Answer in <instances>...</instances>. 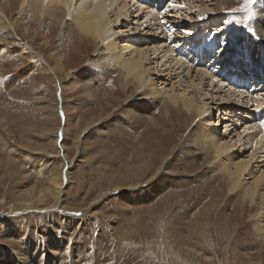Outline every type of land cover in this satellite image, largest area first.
I'll return each mask as SVG.
<instances>
[{"label": "rangeland", "instance_id": "rangeland-1", "mask_svg": "<svg viewBox=\"0 0 264 264\" xmlns=\"http://www.w3.org/2000/svg\"><path fill=\"white\" fill-rule=\"evenodd\" d=\"M122 1L124 2V0ZM145 1L143 0V2ZM223 1L227 2V0ZM125 2L127 3H124L127 5L126 9H128L125 10L126 14L124 13L121 23V26L124 27H114L111 34L114 33L113 36H115L118 32V35H122L124 32L123 34L126 36H142L149 39L152 37L153 40L158 39L156 41L163 40L165 36L167 43H162L164 48L160 49V52L157 48L161 44H156L154 50H150L153 48L151 45L146 51L151 59L148 58L146 63V67L152 70L149 72L150 82L156 84L160 78L162 85H159L161 83L158 85L161 91L164 89L163 92L170 93L172 89L177 98L190 100L193 96L197 103L199 101L202 118L196 121L206 125L205 127L208 126L212 131H216L222 142L230 143L228 145L231 147L232 154H240L245 160L254 157L251 170L253 172L257 170V175L261 176L264 173V154L259 151L261 146L258 145V148L255 144V148L258 149L257 152L254 150V153L252 151L254 146L240 145L243 144L244 136L242 135L240 138L239 133L243 131L245 136L252 134L264 121V83L254 86L249 94L245 92L230 93L226 71L231 69L230 66L238 67L240 61H242V67L246 68L245 65L249 63L248 59L254 49L252 46L257 44L260 47L257 48L264 50V30L259 29L261 21L258 18L262 11L258 14L256 12L257 10L264 12V0H258V3L253 6L254 15L247 22L244 21L247 13L243 11L234 13V10L222 9V3L218 0H164L163 6L161 5V8L158 7L156 10V13L161 17L159 21L163 22L161 37L150 28L153 27L154 22L153 25L149 21V23L143 22V19L138 16L143 14L142 11H145L143 8L140 12L139 8L148 7L146 6L148 1L140 6L131 0ZM149 2L154 5L153 0H149ZM232 3L240 5L241 8L243 0H233ZM173 4L177 7H172ZM180 5H184V7H180ZM23 8L27 9L28 7ZM230 8L232 7L230 6ZM19 9L20 7L16 6L13 16H19L22 13ZM28 10V13H31H27L32 21L31 33L29 34L27 31L26 34L22 30L16 29L18 34H16V39L20 41L18 43L20 46L27 45L32 49L34 44L33 52H35L32 57L38 69L29 72L28 75H23V71L31 61V58L25 55L15 54L11 61L0 62V163H2L0 164V177H3L0 178V264L1 262L2 264H11V261L12 264H46V258H51L53 264H264V242H259V238L255 237L256 221H260L259 218L264 220L261 217L264 215V207L261 210L259 201L253 205L254 212L246 213L244 217L233 214L230 209L229 213L225 212V214L228 213V216L224 215L226 219L231 218L227 222L228 220L223 221L221 217L223 211L219 214L216 210L210 214L212 217H209L208 223L205 224V221L198 220L195 208L190 211L195 203H198V200L204 196L203 185L193 191V185L199 184V182L191 183L192 185L183 188L178 193L180 198L176 196L175 202L171 201L163 205L161 209L155 207L156 205L148 208L130 207V191L112 194L110 192L106 195L101 193L102 190L110 189L119 182L129 186L127 166L130 161V158H127L129 153H133V158L137 157L139 153V158H142V149L146 148L144 152L149 156L150 150L159 147L160 143L161 150L164 149V151L159 152L158 160L167 159L165 163L171 161L172 164L176 162L171 166L173 171L169 173L172 175L176 173L178 176L186 175V172L181 169L182 165L186 164L185 158L183 154L178 157L180 154L178 147L185 139L190 138L191 130L197 122L191 121L189 127H183L178 120H175L173 124L170 121V127L165 125L157 129L152 128L149 136L148 133L136 135L133 130L124 134L126 126L119 127L121 132L117 130L118 128L114 129L115 132L113 129H109L107 116L115 112L116 109L121 113L127 101H135V97L141 96V93L137 92L136 95L127 97L126 89L121 86L116 77L110 78L107 82L106 78H100L98 74H95L101 73L100 70L93 71L94 65L98 64L99 54L103 53L100 41L87 37L78 38L77 35L64 37L61 34L62 26L55 27L48 24L42 29L33 16L32 10ZM111 13L109 16L114 14ZM201 16L205 18L200 19ZM113 17H109L110 22H113ZM24 27L26 28V25ZM218 28L222 31L223 38L228 41V44L222 54L213 56L217 40L220 37V32H217ZM138 29L141 30L138 31ZM170 29L174 30L171 37L168 35ZM11 30L15 31L13 25H8L5 29V31ZM40 30L43 32H41L42 36ZM136 30L139 34L136 33ZM210 33H216V36L213 37ZM3 37L0 32V44L5 43L1 41L4 39ZM195 41L201 46H204V43L211 45L210 56L204 63L201 60L199 65L197 64L204 79L202 83L196 77L195 73L197 72H194V68L187 75L188 67L194 63L195 59L190 56ZM38 42H45L46 46L48 44L50 46L48 45L46 50L39 52L35 46L39 44ZM177 47L178 54V51L183 52L177 56L179 60L181 58V63L183 61L182 69L176 66L172 68L167 60L162 63L163 61L161 62L159 59L161 56L159 53H164L167 49L176 50ZM221 47L225 46L221 45ZM155 50L158 59L154 57ZM254 52L256 53V51ZM162 57H166L165 54H162ZM220 58H225L226 60L223 59V61H226V64H220ZM154 59L163 64H159L157 74L152 69L151 63L155 61ZM60 61L65 63V71L68 73L56 71V77L53 79L54 77L48 69H54L57 65L56 62ZM166 66H169V69ZM179 69L182 71L180 72ZM72 72L76 75L80 74L81 78L86 79H82L86 82H82L79 85L80 90L75 92L68 88L69 74L73 75ZM88 72H91V75L95 74L96 80H100L99 83L92 82L93 79L88 75ZM165 73H168V77ZM85 87L91 90L98 88L96 97L94 96L93 99L87 97ZM229 93L233 100L228 103L225 96ZM260 97L262 101L257 104L256 99H260ZM151 99L155 98L151 97ZM56 102L60 108L56 107ZM250 104L251 106H249ZM118 112L116 111V113ZM254 113L258 114L257 120H254L252 116ZM115 115L113 113L110 116L114 117ZM117 115V118L124 122V116ZM83 131L87 133H81ZM8 132L12 135V141L10 137H7ZM146 135L149 137L147 140L145 139ZM128 136L136 138L132 144L128 142ZM83 139L85 143L81 142L80 153L78 151L80 144L78 143ZM164 142L166 145L163 144ZM130 147L134 150L133 152ZM243 147L245 148L243 149ZM165 148H168V151ZM252 152L256 155L254 156ZM258 152L259 154H257ZM171 153L172 155L168 158V154ZM192 153V151H188L189 155ZM144 158L146 161L141 171L149 167V158ZM212 165L215 164L208 161L207 167L211 168ZM9 169L10 172H8ZM54 170L69 172V181L64 188L66 193L61 198L62 204L53 203L50 200L51 196H46V201L43 203L36 202L32 198L33 195L38 189L47 188L50 185L49 177L55 172ZM203 170L204 167H192L190 173H199ZM51 171L53 172L51 173ZM16 173L19 175L17 176ZM243 179L248 185L252 181L248 177ZM28 188H33L28 201L34 202L36 208H27V210L17 213L22 210L21 205L24 202L20 192ZM261 190V193L264 194V187ZM122 198L124 199L121 201ZM205 200L206 203H211L209 197ZM4 201L12 207L3 206ZM222 201L223 197H220L219 203ZM203 204L202 201L198 207ZM222 205L225 204L222 203ZM247 205L250 206L249 201ZM77 212L83 215L79 217L70 215ZM2 214L5 215L2 216ZM130 218L132 220L135 218V221ZM233 223H237L235 228L227 232L228 225ZM50 225L56 226L59 230L63 226V232H65L63 233L65 236L63 245L57 244L56 238L58 237L55 236V232L50 231ZM200 227L203 228L202 231ZM56 241L57 243H55ZM200 244H203V252L199 250ZM56 246L63 250H55ZM26 252L28 254H25ZM16 255L19 257L17 258ZM20 259L23 263L19 261Z\"/></svg>", "mask_w": 264, "mask_h": 264}, {"label": "bare ground", "instance_id": "bare-ground-1", "mask_svg": "<svg viewBox=\"0 0 264 264\" xmlns=\"http://www.w3.org/2000/svg\"><path fill=\"white\" fill-rule=\"evenodd\" d=\"M125 1L126 0H124V2L122 0H100V2L97 3L96 0H67V2H65V0H0V29L4 30L3 32L0 30V32L4 36L3 37L4 39H2L1 41L5 42V43H3L4 45L0 44L1 45L0 46V62L2 63L3 61L4 62L11 61L15 54L20 55V56L25 55L27 57H30L31 61L28 64V67L23 71V75L24 74L28 75L29 72L31 73L34 70L38 69V66L36 65V63L32 57V54L35 52V51L33 52L34 44L32 43L33 44L32 49L27 45L26 46L25 45L20 46V44H18L20 41L18 39H16V34H17L16 29H19V31L22 30L25 33L27 31L29 34L31 33L32 21L28 16V14H31V13H28V11H29L28 9H31L33 16L35 17L38 25L42 29H43V27H46L48 24H50V26L53 25L55 27L62 26L61 34L64 37L69 36V35H72V36L77 35L78 38L87 37V38L93 39L95 41H100L102 44V52L103 53L99 54L98 64L94 65L93 71L98 72V70H100L101 73H95V74H98V76L100 78H103V79L106 78L107 82L109 81L110 78L116 77L119 80V82L121 83V86H123V88L126 89V91L128 93L127 97H131L132 95H136L135 93H137V92L141 93V96L135 97L136 98L135 101H133V100L127 101L126 106L124 109H122L121 113H120V110L116 109L115 112H113L114 114H116L114 117L110 116L113 113H110V115H109L110 117L107 116V118H106L108 121L107 126L109 129L114 130V129L118 128L117 130H119V127L121 128L122 126H126V130H124V134H128L131 130H133L134 134H136V135L142 134V133H144V134L148 133V136H149L152 128L157 129L158 127H162L165 125L170 127V123H169L170 121L173 124L175 122V120H178V121H180V123L183 127H189L191 121L193 122L199 118H202L201 117L202 115H200L201 110H200L199 101L197 103L196 100H194L193 96H191L190 100H184V98H177L176 96H174L172 89H171V91L169 90L170 93L163 92L164 89L161 91V88H159L160 87L159 85H162V83L159 80L160 78L156 81V84L153 83L154 84L153 85L150 82L151 78L149 77V72L152 70H150L151 68L148 69V67H146V63H147V60L149 58L148 57L149 55L146 52L147 49L149 48V46L153 45V48H151L150 50H154V48H155L154 46L156 44H161L160 46H158V48L156 47L157 50L159 49V52H160L164 48V45H162V43H167V39L165 40V36L163 35L164 39L160 40L161 41L160 42V41H156L158 39H155V40L151 39L152 37L149 39V38H144L142 36L141 37L126 36L123 34L124 32L123 33L121 32L122 33V35L120 34L121 36L118 35V32H117V34L115 33L116 34L115 36H113L114 33H113V35L111 34L112 29L114 27L120 28V26H121V23L123 21L122 19L124 18V13L126 12L125 10L128 9V8L126 9L127 3ZM132 1H134L137 5L139 4V6L142 3L144 4V3H146V1H148L146 3V6H148V7L139 8V11L142 10L143 8L145 9V11H142L143 14L138 15V16H140L143 19V22L144 21H146L147 23L152 22V25L154 22V25H153L154 28L152 26L150 28L154 31V33L156 32V34H159V35L162 34L161 26H162L163 22L159 21V18H161V17H160V14L156 13V10L158 7H159V9L161 8L162 2L164 0H153L155 6L152 3H150L149 0H146L145 2H143V0H131V2ZM218 1H221L222 9H226V10L231 9V10H234V13L237 12L238 9H240V7H239L240 5H235L232 3L233 0H227L226 3L223 0H218ZM124 3H126V4H124ZM16 6L20 7L19 10H20V13L21 12L22 13L19 14V16L15 17V16H13V12H15L14 10H15ZM128 6H130V5H128ZM230 6L232 8H230ZM23 7H26V8L28 7V8L24 9ZM136 8H137V6H136ZM17 10H18V7H17ZM261 11L263 12V10H260V11L257 10L256 12L258 14ZM111 12L114 13L113 15H111V16H114L113 22H110V20H109V17H111V16H109V13H111ZM127 22H128V20H127ZM134 22H136V21H134ZM125 23H126V21H125ZM8 25H13V29L15 27V31H13V30L5 31V29H7ZM24 25H26V28L24 27ZM143 26H145V25H143ZM121 27H124V26H121ZM129 28H128V30H129ZM143 28H145V27H143ZM134 29H135V27H134ZM141 29H138V31ZM142 30H144V29H142ZM138 31L136 33H138ZM41 32L42 31L40 30V35L43 33V32L42 33ZM59 36H61V35H59ZM166 36L168 37V35H166ZM160 37H161V35H160ZM210 41L212 42V39H210ZM6 42H8V43H6ZM33 42H35V41H33ZM213 43H214V41H213ZM204 44H205L204 46L203 45L201 46L200 43L195 41V43L193 45V49L191 51L192 53L190 55L191 57L195 58L194 63L189 65V67H188L189 69L187 71V75H188L190 73L189 71H191V69L194 68L195 69L194 72H197L195 74H196V77L200 80V83H202L204 79H203L202 74L199 72L200 70H199V68H197V66L199 65L201 60H203V63H204L206 58L210 56L209 50L211 49L210 48L211 45H208V43H204ZM35 46L39 52H42V50L44 51L47 49L45 42H40L39 44H37ZM252 47L254 48L252 53L250 54L252 56V58H251V56L249 57V59H248L249 63H247L245 65L246 68L242 67V65H243L241 63L242 61H240V63H238V65H239L238 67L230 66L231 69H228L226 71V74L228 75L227 76V83L231 89V91H229L230 93L235 92L237 94V92H245V93L249 94V92H247L245 89L235 88V86H233L230 83V79L232 77H234L237 80L238 77L241 78L244 74L247 75L246 78H249L248 81L251 83V85H253L252 88L254 86H258L259 83H262V82L264 83V50L263 49L260 50L259 49L260 47L257 44H256V46H252ZM257 47H259V48H257ZM177 49H178V47L176 48V50L174 49L175 52L177 51ZM174 50L173 49L172 50L167 49L164 51V53H159L161 55L159 57V59H161V62L163 61L162 63H165L167 60V62L170 63V66L172 68L176 66L177 68L182 69L181 67L183 66V64H182L183 61L181 63V58L179 60V58L177 56H180V54L183 52L178 51L179 54L177 52H176L177 53L176 54L174 52ZM254 51H256V53ZM152 52H154V51H152ZM56 53H57V51H56ZM156 53L157 52L155 50V54L153 53L154 57H157ZM162 54H165L166 57H162ZM59 57H57V58H59ZM201 57H203V59H201ZM151 58L153 59V57H151ZM157 59H158V57H157ZM157 59L156 60L154 59L155 61H152V63H151L153 65L152 69H154L156 71L155 74H157L159 64H162ZM223 59H225V58H220V61H219L220 64L221 63L226 64V61H223ZM217 62H218V60H217ZM56 64L57 65L54 69H52V68L48 69L49 72H51L52 77H54L53 79H55L57 72L65 71V67H66L65 63H63L61 61L58 63L56 62ZM180 69H179V71H180ZM65 72L68 73V71H65ZM164 72H165V70H164ZM69 73H71V72H69ZM153 73H154V71H153ZM95 74L91 75V72H88V75L93 79L92 82L96 81L99 83L100 80H98V81L96 80ZM167 74H166V76H167ZM82 79L86 80L85 78H81L80 74L79 75H76L75 73H73V75L69 74V87L68 86L67 87L70 88L71 90H73L74 92L77 91L79 89V85H81V83L84 82ZM258 79H260V80L262 79L261 82ZM15 80H17V79H15ZM152 81H153V79H152ZM153 82H155V81H153ZM181 82H182V80H181ZM158 83H161V84L158 85ZM85 86H87V84H85ZM195 86H197V85H195ZM83 88H84V85H83ZM97 89L91 90L88 87H85V93L86 94L84 92L83 93L87 97L89 96L91 99H93L94 96L96 97V94L98 91ZM186 92H187V90H186ZM230 93L225 96V98H227V99H225L227 102L233 100L232 97L230 96L231 95ZM154 96H156V97H154ZM151 97L155 98V99H151ZM222 101H224V100H222ZM261 101H262L261 97H260V99H256L257 104L260 103ZM59 102H61V101L59 100ZM249 106H251V104ZM56 107H58L57 102H56ZM257 107H260V106H257ZM58 108H60V107H58ZM59 111H60V109H59ZM116 111H119V112L116 113ZM57 112H58V110H57ZM117 114H122L121 116H124V122H123V120H119V118H117L118 117ZM63 115H64V113H63ZM257 115L258 114H256V113H254V115H252L254 120L255 119L257 120ZM2 117L4 118V116H2ZM200 121H201V119H200ZM196 122H197L196 125L192 128L191 133L189 135L190 138L185 139L184 142L182 143V145H180L178 147V149H179L178 152L180 153V154H178V157L181 154H183L184 158H185L186 164L182 165L181 169L186 172V175L178 176V175H176V173H174L173 175L169 173L170 171H173V168H171V166H173V164H175L176 162L172 164L171 161H168L167 163H165L167 159H165L164 161L158 160L157 156L159 155V152L164 151V149L161 150V143H160L159 147H154L153 149L150 150L149 156L146 155L144 152V150L146 148L142 149L143 150L142 158H139V156H138L139 153L137 154V157H135V158H133V153L132 154L129 153V155L127 157V158H130V161L127 163L129 186H126L122 182H119V183H117V185L113 186L110 189L102 190L101 193L103 192V194L105 193V195H106L110 192L112 194V193H116V192H120V193L121 192L122 193L127 192L128 193V191H130L131 192V197H130L131 201L129 202L131 205L130 207H132V208H136V207L148 208V207L156 205L155 207H159L161 209V207L163 205H165L171 201H174V199H176V196H178V193L183 188H185L188 185L194 184V182H199V184L195 183V185H193L194 186L193 191L198 190L199 189L198 187L200 185H203V187L205 188V190L203 191L204 196L198 200V203L197 202L195 203V206L190 211H192L195 208L194 211L197 213L198 220L201 219V222L205 221V224L208 221L210 214L213 213V211L215 212L216 210H217V212H219V214L221 211H223V214L221 215V217L223 218V221L228 220L227 222H229V220H231V218L226 219V218H224V215L228 216L230 209H231L230 212H233V214L239 215L240 217L241 216L244 217L246 215V213H253L254 212L253 205L257 201H259L261 204V210H262V208L264 207V194L261 193V191H262L261 189H262V187H264V173L261 176H258L257 170L254 172L251 170V163H254V161H253L254 157H252V158L250 157L251 159L248 158L249 160H247V158H246V160H245V158H242V156L240 154H236V153L232 154L230 151L231 147L228 145L230 143L222 142V140L218 138L216 131H212L210 128H208V126L205 127L206 125L204 126V125L200 124V122L198 123V121H196ZM226 128H228V127H226ZM177 131L179 132L181 130H177ZM85 132L86 131H83L81 133L85 134ZM114 132H115V130H114ZM239 134L241 135V136H239L240 138H242V135L244 136L243 137L244 141L243 140H242L243 142L241 141L243 144H240V145L245 146V144H247V145H251V147H252L255 144H257V146L258 145L261 146L259 151L260 152L262 151V153L264 154V139H261V137H264V127L259 126V127H257V129H255V132H253L252 134H248L246 136L244 135L245 132H243V131H241ZM8 135H7V137H10V139L12 141V137H11L12 135L9 132H8ZM148 136L146 135V138H145L146 140L149 138ZM167 137H171V136H167ZM240 138H238V139H240ZM135 139H136L135 137H129V136L127 137V140L130 144H132L133 143L132 141ZM238 139H237V141H238ZM16 140H18V139H16ZM64 140H65V138H64ZM64 140H62V141H64ZM82 141H84V139L79 141V143H78V144H80L78 147V151H80V146H81ZM3 142L5 143V141H3ZM3 142H2V144H3ZM83 143H85V141ZM239 143L240 142L238 141V144ZM142 144H144V143H142ZM163 144H165V142ZM231 144H232V141H231ZM236 144H234V145L236 146ZM238 144H237V146H238ZM4 146H6V145H4ZM4 146H2V147H4ZM146 146H144V147H146ZM259 146H258V148H259ZM10 147H12V146H10ZM248 147H250V146H248ZM251 147H250V149H251ZM232 148L234 149V146ZM244 148L245 147H243V149ZM7 149H8V147H7ZM22 149H23V146H22ZM165 149L168 151V148H165ZM257 149L254 146V149L252 151H254V150L256 151ZM131 150H132V152L134 151L132 148H131ZM167 151L165 152L166 154L168 153ZM188 151L189 152L192 151L193 153L191 155H189ZM255 151H254V153H255ZM237 152H238V150H237ZM11 153H14V152H11ZM80 153H81V151H80ZM254 153L252 152V154H254ZM23 154H25V153H23ZM257 154H259V152ZM171 155H172V153L168 154V158ZM255 155L256 154H254V156ZM79 156L81 157V155H79ZM143 156L149 158V161H148L149 167L146 168L144 171H141L143 169V164L146 161V158H144ZM17 158H19V157H17ZM45 158H47V157H45ZM18 160L20 161V159H18ZM250 160H252L253 162ZM177 161H178V159H177ZM208 161H210V163L212 162V164L214 163L215 165H212L213 167H211V168L207 167ZM0 164H2V163H0ZM158 165H159V167H158ZM197 166L204 167V170L199 172V173H194V172H192L193 174L190 173L192 171V167H197ZM10 167H11V165L9 166V168ZM54 171L55 172L52 175H50V177H49L50 178V185L47 188L38 189L36 191L35 195H33L32 198H34V200L36 202L43 203L46 201L45 200L46 196L47 197L51 196L52 199H50V200H52L53 203L55 202L58 204H62L61 198L64 195V193H66L64 188L69 181V172H66L65 170H59V171L54 170ZM8 172H10V169ZM52 172L53 171H51V173ZM13 174H14V172H13ZM16 174H17V176L19 175L18 173H16ZM3 175H5V174H3ZM244 177H248L252 180L249 185L246 182H244V179H243ZM0 178H3V177H0ZM112 184H114V183L112 182ZM32 189L33 188L21 190L20 196H22L24 202L21 205L22 210L17 211V213H20L24 210H27V208H32V207L36 208L34 202L31 203L28 201L30 198V195H31L30 192L32 191ZM208 197L211 199L210 204H209V202L206 203L207 201L205 200ZM220 197H223V201L221 203H219ZM105 198H107V197H105ZM123 199L124 198H122L121 201ZM98 201H100V200H98ZM202 201L204 203L203 206L198 207V205H200ZM248 201L250 202V206L247 205ZM126 202H128V201H126ZM222 203H224L225 205H222ZM7 204L8 203L5 202L3 204V206L12 207V206H8ZM152 208H154V207H152ZM237 208H238V210H237ZM227 211H228V213L225 214V212H227ZM3 215H5V214H2V216ZM230 216L231 215L229 214V217ZM261 217L264 218V215H261ZM127 218H128V216H127ZM130 220H132V218H130ZM130 220H129V222H130ZM133 220L135 221V218H133ZM259 220L260 221H256L257 224L255 225L256 226L255 227V231H256L255 237H257V239L259 238V242H264V220H261L260 218H259ZM72 222H73V220H72ZM140 224H141V221H140ZM236 224L237 223H233V224L228 225L227 232L228 231L230 232V230L232 231L235 228ZM49 228L51 229L50 231L55 232V236L58 237V238H56L58 243H57V241L55 243L63 245L65 242L64 234L62 236L57 235L60 232L65 233V232H63V230H64L63 226H62L61 230H59V228H57L54 225H50ZM200 228L202 231L203 228L202 227H200ZM66 234H67V232H66ZM201 234H203V233H201ZM10 239H12V238H10ZM8 246H9V244H8ZM34 248H36V246ZM47 248H49V247H47ZM55 250H63V248H58L56 246ZM199 250H201L203 252V244H200ZM32 251H33V249H32ZM25 254H28V252H26ZM13 256H15V255H13ZM18 257L19 256H17V258ZM8 259H10V258L8 257ZM21 259L19 261H21ZM15 260H16V258H15ZM51 260H52L51 258H48V259L46 258L45 263L46 264H53ZM21 263H23V261H21ZM1 264H2V262H1ZM11 264H12V261H11Z\"/></svg>", "mask_w": 264, "mask_h": 264}, {"label": "snow or ice", "instance_id": "snow-or-ice-1", "mask_svg": "<svg viewBox=\"0 0 264 264\" xmlns=\"http://www.w3.org/2000/svg\"><path fill=\"white\" fill-rule=\"evenodd\" d=\"M65 2H67V0H65ZM96 2L99 3L100 0H96ZM257 3H258V0H243V4L241 5V8L238 9L237 11H243V12L247 13V15L244 17L245 22H247L254 15L253 6ZM172 7H177V5L173 4ZM180 7H184V5H180ZM193 11H195V9H193ZM204 18L205 17H203V16L200 17V19H204ZM258 18L261 21L259 28H260V30H264V12H262ZM173 31L174 30H171V29L169 30V32H168L169 37H171L173 35ZM217 32H220V37L217 40V47L213 51V56L222 54V52L224 50H226V45L228 44V41L225 38H223L222 31L219 28L217 29ZM181 34L183 35L184 33L182 32ZM210 35L215 37L216 33H210ZM221 45H223L225 47H221ZM261 126L264 127V121L261 122ZM261 139H264V137H261ZM70 215H75V216L79 217L83 214L80 212H77V213H72ZM57 235L62 236L63 233L60 232Z\"/></svg>", "mask_w": 264, "mask_h": 264}]
</instances>
